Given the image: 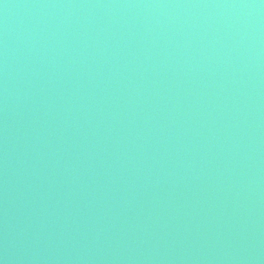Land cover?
Here are the masks:
<instances>
[{
  "label": "water",
  "instance_id": "water-1",
  "mask_svg": "<svg viewBox=\"0 0 264 264\" xmlns=\"http://www.w3.org/2000/svg\"><path fill=\"white\" fill-rule=\"evenodd\" d=\"M0 264H264V0H0Z\"/></svg>",
  "mask_w": 264,
  "mask_h": 264
}]
</instances>
